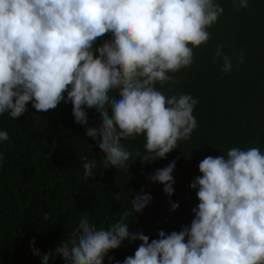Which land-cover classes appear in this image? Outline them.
I'll list each match as a JSON object with an SVG mask.
<instances>
[{"label": "clouds", "instance_id": "obj_1", "mask_svg": "<svg viewBox=\"0 0 264 264\" xmlns=\"http://www.w3.org/2000/svg\"><path fill=\"white\" fill-rule=\"evenodd\" d=\"M233 3L237 10L248 7V0ZM223 12L215 0H0V115L16 119L28 103L47 113L71 102L77 124L88 125L86 109L99 114L101 123L85 135L97 141L105 169L128 170L135 159L122 141L141 135L146 154L137 149L135 156L142 163L165 159L198 127L193 111L199 101L190 94L165 96L156 85L179 82L169 73L192 65L193 50L209 41L207 29ZM226 47H216L214 60H222L228 74L233 58L238 66L244 53L229 56ZM8 140V132L0 131V141ZM84 160L87 180L96 160ZM175 167L173 160L146 178L163 185L169 198ZM198 169L201 175L189 187L199 203L190 226L179 232L160 230L150 241L129 231L128 211L107 229L84 212L54 252L33 248V254L41 264L54 254L64 264H104L105 258L111 264L110 251L127 240L141 243L123 264H264V153L233 147L206 156ZM151 200L142 188L131 200L132 212L142 213ZM169 203L170 211L179 208Z\"/></svg>", "mask_w": 264, "mask_h": 264}, {"label": "trees", "instance_id": "obj_2", "mask_svg": "<svg viewBox=\"0 0 264 264\" xmlns=\"http://www.w3.org/2000/svg\"><path fill=\"white\" fill-rule=\"evenodd\" d=\"M215 2L223 7V15L207 29L209 41L193 50L192 65L169 73L178 83L164 88L156 85L165 96L190 94L199 101L193 111L198 127L189 140L178 141L177 149L165 159L142 163L135 156L137 149L141 156L146 154L141 135L122 141L135 159L128 170L105 169L97 141L85 135L87 127L99 126V114L86 109L88 125L77 124L71 102H61L47 113H37L28 103L25 113L16 119L8 113L0 115V131L9 135L8 141H0L4 156L0 164V264H41L33 248L54 252L78 226L84 212L98 228L107 229L128 211L129 231L143 232L150 241L158 238L160 230L179 232L194 219L192 209L199 201L189 185L201 175L198 164L202 159L226 154L233 147H258L264 153V0H248V7L240 10L233 0ZM221 44L228 45L223 51L229 56L244 53V62L238 66L233 58L228 74L221 71L223 61L214 60ZM85 157L96 160L93 176L87 180ZM173 160L175 191L169 198L163 185L146 178ZM142 188L152 200L142 213L135 214L131 200ZM169 200L179 203L175 212L170 211ZM33 237L35 243L30 246ZM140 243L125 240L111 250V264H123ZM49 264L64 261L54 254ZM104 264H109L107 258Z\"/></svg>", "mask_w": 264, "mask_h": 264}]
</instances>
